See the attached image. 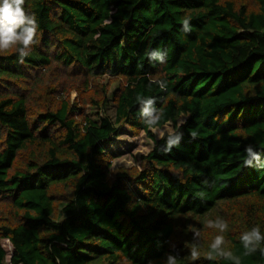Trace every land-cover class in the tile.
Returning a JSON list of instances; mask_svg holds the SVG:
<instances>
[{
  "label": "trees",
  "instance_id": "1",
  "mask_svg": "<svg viewBox=\"0 0 264 264\" xmlns=\"http://www.w3.org/2000/svg\"><path fill=\"white\" fill-rule=\"evenodd\" d=\"M250 3L25 0L40 43L23 63L19 45L0 51V264L4 239L10 264H234L211 250L219 235L240 264H264L239 240L264 234V0ZM60 67L76 77L47 82ZM115 82L113 115L89 117ZM67 84L89 90L70 100ZM145 107L156 125L142 122ZM122 127L153 141L139 168H111L106 145ZM219 218L225 232L209 226Z\"/></svg>",
  "mask_w": 264,
  "mask_h": 264
},
{
  "label": "clouds",
  "instance_id": "2",
  "mask_svg": "<svg viewBox=\"0 0 264 264\" xmlns=\"http://www.w3.org/2000/svg\"><path fill=\"white\" fill-rule=\"evenodd\" d=\"M25 0H0V51L6 50L12 46L16 47V52L21 63L24 58L29 56L32 49L37 46L40 41L38 37L39 24L34 13L25 9ZM190 18L185 17L182 21L183 31H190L189 27ZM161 63H165L164 57H160ZM155 82V81H154ZM160 83L161 91L167 90L165 82ZM139 98V97H138ZM155 98L146 101V104L151 105ZM142 122L151 127L156 125L161 119V114L153 115L152 110L145 107L142 112ZM195 136V133H192ZM179 137L170 134L167 137V148L161 150L163 152H170L173 145L177 144ZM246 151L251 152V148H247ZM203 198V193H198ZM209 226L218 228L221 232H225L228 228V222L223 218H219L215 221H209ZM194 232L193 241L190 248V259L196 261L200 259L199 248L201 244L196 243L201 239L199 229H193ZM240 243L243 245V255L252 256L257 251L264 255V234L261 233L260 228L252 227L249 231L242 232L239 236ZM8 241V240H7ZM9 242V241H8ZM225 237L222 235L216 236L211 244V250L215 252L221 258H232L234 264H240V257H234L230 251L221 249V245L225 244ZM212 259L211 255L207 257ZM165 264H181V260L176 255L168 254Z\"/></svg>",
  "mask_w": 264,
  "mask_h": 264
},
{
  "label": "rangeland",
  "instance_id": "3",
  "mask_svg": "<svg viewBox=\"0 0 264 264\" xmlns=\"http://www.w3.org/2000/svg\"><path fill=\"white\" fill-rule=\"evenodd\" d=\"M238 3H245L248 4L250 7L252 0H236ZM61 68V67H60ZM64 71V74L62 70L56 68L53 73L48 74L45 79L47 82L53 83V80L55 76L61 77L64 75L65 78H71L74 79L76 77L75 74L67 72L69 69L61 68ZM106 82V78H96L92 81V84L90 87L93 86V84L97 86H103ZM70 84H67V87H69ZM118 85V82L113 83L107 93L105 94V98L108 100L106 105L98 108L95 106L87 105L86 113L91 118H96L98 115H113L114 106L112 105V95L114 90L116 89ZM87 92L89 89L85 88L81 84H72L71 87L67 90L65 93L66 96L69 97L70 100H74L76 96L78 95V89ZM185 117L181 116L179 118V123L184 121ZM172 125L170 123H167L163 125L162 127H156V128H150L151 133L154 135L155 138H160L164 133H170L172 131ZM153 146V141L151 138L146 135L144 131H132L128 127H122L118 130L116 137H113L111 141L106 145V148L108 151H110L113 156V163L111 168H132V167H140V161L141 156L148 153L150 149ZM6 210L5 205L0 203V215L2 216L4 211ZM2 245L4 249L6 250V257L7 261L10 264V256H11V245L10 243L4 239L2 240Z\"/></svg>",
  "mask_w": 264,
  "mask_h": 264
}]
</instances>
